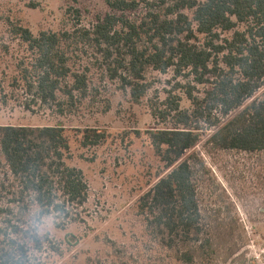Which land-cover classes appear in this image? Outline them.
<instances>
[{
	"label": "trees",
	"instance_id": "16d2710c",
	"mask_svg": "<svg viewBox=\"0 0 264 264\" xmlns=\"http://www.w3.org/2000/svg\"><path fill=\"white\" fill-rule=\"evenodd\" d=\"M105 3L109 11L90 27L77 18L72 30L34 34L11 24L22 50L8 64L10 47L0 49V111L15 101L34 114L73 116L97 103L108 82L138 103L152 89L149 72L185 77L177 85L190 108L172 91L151 100L153 117L174 126L147 131L168 172L140 197L138 211L152 245L177 262L213 264L223 253L227 261L245 244L239 217L230 216L237 207L211 187L212 170L195 148L208 136V153H264V0ZM67 130L61 122L0 124V264H39L31 246L43 248L40 217L60 229L83 222L90 187L67 162ZM82 130L86 147L107 139L97 128Z\"/></svg>",
	"mask_w": 264,
	"mask_h": 264
},
{
	"label": "rangeland",
	"instance_id": "374dc122",
	"mask_svg": "<svg viewBox=\"0 0 264 264\" xmlns=\"http://www.w3.org/2000/svg\"><path fill=\"white\" fill-rule=\"evenodd\" d=\"M109 11L105 0H0V49L10 47L3 58L8 64L20 55L19 40L11 33V24L42 31L72 30L77 18L83 26H92ZM5 49V48H4ZM13 55V57H12ZM94 72L96 84H100ZM152 89L141 102H135L115 82L101 87L98 102H86L81 112L57 117L50 112L34 114L15 101L1 105L0 124L46 126L63 123L71 140L68 164L81 168L89 183V199L83 222L67 229L57 228L53 218L39 223L43 248L32 252L39 264H181L157 246H153L138 211L140 197L166 174L165 163L157 155L148 130L173 127L152 115L151 100H165L168 91L183 96L182 107L191 102L177 85L185 77L151 71ZM109 108L107 109L106 107ZM107 109L104 111V109ZM97 128L107 134L99 146H84L83 130ZM208 136L195 148L212 170L211 187L227 194L235 202L239 217V235L245 239L240 252L225 261L224 253L213 264H264V153L250 155L238 151L208 153ZM190 153V152H189ZM188 153V154H189ZM187 154V155H188ZM166 171V172H165ZM165 172V173H164ZM32 225L35 223L32 220ZM49 237L61 249L55 252Z\"/></svg>",
	"mask_w": 264,
	"mask_h": 264
},
{
	"label": "clouds",
	"instance_id": "9594fccd",
	"mask_svg": "<svg viewBox=\"0 0 264 264\" xmlns=\"http://www.w3.org/2000/svg\"><path fill=\"white\" fill-rule=\"evenodd\" d=\"M40 223H43L44 221H43V217H40V221H39Z\"/></svg>",
	"mask_w": 264,
	"mask_h": 264
}]
</instances>
